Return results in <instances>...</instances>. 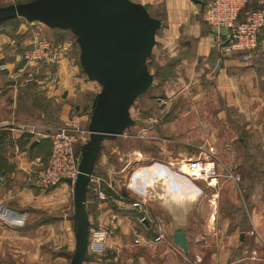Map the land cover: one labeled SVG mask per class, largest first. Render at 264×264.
<instances>
[{
  "label": "crops",
  "instance_id": "0c3cea01",
  "mask_svg": "<svg viewBox=\"0 0 264 264\" xmlns=\"http://www.w3.org/2000/svg\"><path fill=\"white\" fill-rule=\"evenodd\" d=\"M133 1L149 3L152 14L161 21L153 54L160 65L172 63L171 75L161 82L165 86L160 87L166 96L171 98L177 92L191 94L189 90L193 88L196 98L208 90L218 95L222 103L219 104V116L227 122L225 127L229 129L231 140L228 147L232 150L222 159L221 141L218 144L214 141L213 152H218V164L225 165L224 170L236 171L239 180L221 176L210 184L198 181L202 187L200 195L194 183L182 182L179 204L187 205L182 220L177 218V207L180 206L167 205L165 193L169 187L176 186L174 180L169 184L164 181L165 186L159 188L165 203L154 194L149 197V202L165 208L170 235L177 227L185 229L187 252L179 249L172 238L134 245L129 233L135 216H138L134 207L112 190H104L107 195L104 201H99L94 193L91 203L86 201L89 231L102 226L112 227L114 235L106 239L104 248L114 255L105 253L103 257L95 253L97 255L90 259V264H264V28L258 37L260 46L245 61L240 53L220 51L218 35L202 19L204 0H201L202 5L191 0ZM32 23L22 24L15 30V34L20 32L17 40L12 36L13 30L0 26V64L7 67L0 71V123L5 125H10L9 120L19 113L24 114L22 110L25 108L19 107L14 86L21 82L17 71L24 67V62L14 49L18 43L25 42L23 40L32 39V36L27 38L28 34L24 36ZM54 32V35L67 39L58 43L63 47V53L58 63L50 66L58 77L57 88L61 89L55 91L53 83L49 84L46 92L40 93L38 105L33 100L28 106V115L35 117L33 119L37 122L19 124L25 127L23 130L9 128L4 141V144L9 142L7 145L10 144L12 153L2 156L6 166L0 170V202L21 214L25 224L12 227L0 221V261L4 258L26 262L50 259L51 264H60L62 249L68 250L74 244V234L67 230V219L63 221L66 238L62 244L57 241L59 232L53 225L54 213L61 204L60 190L69 185L62 181L42 188L28 179L32 159L35 156L44 158L49 153V131L72 118L78 119L81 125L87 124L86 111L98 88L86 78L75 60L76 50L71 36L63 31ZM37 39L34 36L27 47ZM222 127L219 126L218 130ZM40 131L44 132L42 137H38ZM152 131L155 134L157 130ZM152 138L160 140L156 135ZM201 144L199 142L196 146ZM100 154L95 168L106 160L102 151ZM51 195L58 198H50ZM143 226L142 234L151 237V227L146 222Z\"/></svg>",
  "mask_w": 264,
  "mask_h": 264
},
{
  "label": "water",
  "instance_id": "95a60500",
  "mask_svg": "<svg viewBox=\"0 0 264 264\" xmlns=\"http://www.w3.org/2000/svg\"><path fill=\"white\" fill-rule=\"evenodd\" d=\"M202 5L201 0H191ZM21 17L54 29L69 30L78 46V62L89 81L100 86L88 109V139L82 145L75 179L62 178L72 188L74 249L69 264L87 260L89 217L87 185L105 140L124 135L135 124L130 108L152 85L147 59L156 45L161 21L133 0H25L0 4V22ZM172 242L188 251L183 227Z\"/></svg>",
  "mask_w": 264,
  "mask_h": 264
},
{
  "label": "rangeland",
  "instance_id": "374dc122",
  "mask_svg": "<svg viewBox=\"0 0 264 264\" xmlns=\"http://www.w3.org/2000/svg\"><path fill=\"white\" fill-rule=\"evenodd\" d=\"M18 1H25V0H0L1 5H6L10 3H15ZM150 12H152L151 5L149 3L144 4ZM27 21L21 17H16L11 20L2 21L0 22V26L3 28H9L12 31V36L15 37L14 40H17L20 35L15 34V30L22 24H26ZM29 23V22H28ZM32 23V22H30ZM30 31H32L30 33ZM55 31V30H54ZM51 28L43 25L42 23L34 21L28 32L27 38L33 39L34 36L40 38H45L50 41H54L57 43H63L66 41V37L54 35V32ZM160 32V30H159ZM30 33V35H29ZM57 36V37H56ZM26 38V37H25ZM23 40L25 42L18 43L14 49V52L19 57L21 56L22 50L27 47V44L30 40ZM70 39V38H69ZM38 40V39H37ZM36 41V40H35ZM33 42V41H32ZM31 42V43H32ZM71 42L75 46V60L78 61V46L75 43V39L71 37ZM63 48V47H62ZM64 50V49H63ZM153 53V50H152ZM154 57L151 58L149 62V71L154 73L155 68L160 65L155 60V55L152 54ZM15 55L13 56V60ZM20 59V58H19ZM20 61V60H19ZM165 65V64H163ZM27 70L31 73V77L33 79L27 83H16L15 90L16 95L19 98L20 108H25L22 110L24 114L19 113L16 117L12 118L9 124H2L0 123V130L9 131V128L17 129V125L21 123L32 122L36 123L37 121L33 118V116L28 115V106L32 104L33 100L34 103L38 105L37 99L40 97V93H45L48 89V85L52 84L55 87V91H60V87L56 88L54 82L51 79L41 82V78L46 74L55 73L52 72L53 69L47 65H37V66H29ZM166 71V70H165ZM53 75V74H52ZM28 76H26L27 78ZM159 79L153 80L152 85L150 88L142 95H140L133 105L130 108V113L132 118L135 120V124L128 128L124 135L119 136L117 141H109L105 140L102 143V150L100 153L104 154L106 160L104 163H99L98 167L94 168L93 171V179L92 182L87 188V204L91 199L93 200L94 197V187L102 190H112L118 196H123L126 200L127 204H131L137 198L133 192L129 189V182L131 175L134 174L136 169L140 168L141 166L146 167L152 164H155L154 161L160 162H173V161H180L184 159L186 156L191 157L194 153L197 152V143H202L204 146L205 151L210 154L211 158L216 161L215 169L218 172H225L224 170L225 165L218 164L217 156L218 152L214 153V147L212 142L221 141V150L224 154L221 155L222 159L225 156L231 154V148L228 147L230 137H229V129L227 126V122L223 120V117L219 116V110L221 109L218 95L214 93L212 90H208L203 94L201 97L196 98L195 89L189 90L191 94L188 93H179L173 94L171 98L166 96L165 90H162L160 87H163V83H159ZM97 85V92L100 90V86ZM165 86V85H164ZM195 87V86H194ZM43 88V89H42ZM207 90V89H206ZM220 104V105H219ZM87 115V123L89 119V113L86 111ZM151 119H156V124L152 125ZM31 120V121H29ZM226 123H225V122ZM2 122V121H0ZM83 126H87L83 125ZM154 126V127H153ZM219 126H224L219 131ZM156 127V129H155ZM57 128V127H56ZM152 130H157L154 134ZM216 130V131H215ZM37 132V131H36ZM53 130L49 131L47 135L48 139H50V134ZM38 137H42L44 132H38ZM37 134V133H35ZM139 135V136H138ZM156 135L160 140L156 141L152 137ZM37 136V135H36ZM9 143V142H8ZM7 143V144H8ZM3 144L1 146V155L4 154H11V146L10 144ZM201 144V145H202ZM231 144V143H230ZM227 145V146H226ZM8 151V152H7ZM185 152V153H184ZM99 153L97 159L101 155ZM204 155V154H202ZM196 156V155H195ZM31 157V156H28ZM194 157V156H192ZM97 161V160H96ZM101 161V159H100ZM107 161V163H106ZM154 162V163H153ZM225 163V162H223ZM162 164V163H161ZM112 182V183H111ZM199 184V182H198ZM200 188L201 185L199 184ZM156 189L159 191V187L157 186ZM60 196L56 194L61 199V204L59 208L56 209L55 215V223L53 225L57 226L55 231H58L59 239L58 242L61 244L65 241V227L66 224L63 223L64 219H67V230L70 231L71 235L73 232V221L71 219L73 213V201H72V188L71 186H65L64 190H60ZM56 195H51L57 199ZM149 196H145V203L148 206V210L154 212V214L158 215L165 227V238H171V227L169 223V216L163 206L159 203H152L148 201ZM97 202V199L95 200ZM150 203L147 204L148 202ZM133 211L136 215H139L138 211L133 208ZM151 212V213H152ZM134 218V214H132ZM132 219V218H131ZM136 219V220H135ZM135 223L132 224V227L129 230L130 235L133 237V230H140L144 231L145 227L139 223L137 216H135ZM61 220V222H60ZM133 220V219H132ZM61 223V224H60ZM25 224L21 225H14L12 227H21ZM145 224V222H143ZM99 228V227H98ZM101 228V227H100ZM97 228L90 229L89 236H92L94 231ZM115 232V231H114ZM114 235V234H113ZM74 243V242H72ZM132 243L135 244L132 240ZM57 245L55 244V247ZM70 246V245H69ZM74 249V244H71L68 250L62 249V262L60 264H69L70 257L72 251ZM65 251V252H64ZM111 251L105 250V248L97 253L100 256H105V253H110ZM91 256L90 258L93 259L94 255H97L93 252H88ZM109 255H114V253H110ZM90 258L83 264H90ZM4 261H0V264H51L52 261L47 259L45 261H36V260H14L9 258H4Z\"/></svg>",
  "mask_w": 264,
  "mask_h": 264
},
{
  "label": "built area",
  "instance_id": "2783aa9c",
  "mask_svg": "<svg viewBox=\"0 0 264 264\" xmlns=\"http://www.w3.org/2000/svg\"><path fill=\"white\" fill-rule=\"evenodd\" d=\"M255 2V8H251L245 13V18L241 22H236L240 11L249 2ZM202 19L215 31L220 39L219 47L222 53H243L242 59L248 60L253 51L259 46V33L264 28V0H204L201 10ZM63 48L60 44L45 38L34 41L29 47L24 49L21 59L24 67L17 71L21 77L20 83H27L33 79L27 70L29 66L47 65L52 66L58 63ZM7 67L4 63L0 64V71ZM53 74V75H52ZM26 76H28L26 78ZM41 82L51 79L56 88L59 86L56 73L45 74ZM155 123L156 119H151ZM152 124V125H153ZM17 130L25 127L17 125ZM33 129V128H32ZM34 132V130H31ZM89 132L87 126L81 125L78 119H69L64 124L58 126L50 134V149L46 157L35 156L30 169H28L29 181L42 188H48L61 182L62 178L75 179L78 173V163L80 160V147L88 139ZM139 136V135H138ZM197 155L176 162L167 161L163 169L166 175L173 178L175 187L179 188L181 183L189 180L200 191L198 181L210 184L219 177L230 178L234 181L239 180V174L233 170L218 172L215 169L214 160L208 154L203 145L196 147ZM204 154V155H202ZM159 162V161H154ZM153 162V163H154ZM132 176V175H131ZM93 174L90 176L87 188L94 182ZM131 179V178H130ZM141 179L137 178L132 184L129 182L130 190L137 196L132 202V206L139 213L137 219L140 224L147 223L151 227L153 234L146 237L140 230H133V242L143 244L158 242L165 239V227L161 218L151 213L145 204V196L142 193ZM97 199L104 201L107 195L97 187L93 188ZM0 221L10 225H21L25 219L21 214L13 211L4 202H0ZM114 229L102 226L89 236L88 252L97 253L104 249L107 238L113 236Z\"/></svg>",
  "mask_w": 264,
  "mask_h": 264
},
{
  "label": "bare ground",
  "instance_id": "6f19581e",
  "mask_svg": "<svg viewBox=\"0 0 264 264\" xmlns=\"http://www.w3.org/2000/svg\"><path fill=\"white\" fill-rule=\"evenodd\" d=\"M163 167H165V165H162L160 163H156V165L152 164L146 167L141 166L140 168L136 169V171L132 175L130 184H132L137 178L141 179V187L143 191L142 193L144 194V196L151 197L154 194L155 196L163 199L165 203L163 195L160 194V190L157 191L156 187L158 186L159 188H163L165 186L164 181L167 180V183L169 184L173 181V178H171L170 176L168 177L169 180L166 178L167 175ZM189 183H191V181H189ZM183 186L184 185L181 184L179 188L172 186L169 187V190L165 193L166 197H168L167 205H171L172 203L173 205L178 204V206H180V193L182 192ZM186 207L187 205H184V207L182 205L180 207H177V209H179L177 218H180V220H182L184 217L183 215L185 213Z\"/></svg>",
  "mask_w": 264,
  "mask_h": 264
},
{
  "label": "trees",
  "instance_id": "16d2710c",
  "mask_svg": "<svg viewBox=\"0 0 264 264\" xmlns=\"http://www.w3.org/2000/svg\"><path fill=\"white\" fill-rule=\"evenodd\" d=\"M256 7V4H255V2H249L248 4H246L245 5V7L240 11V13H239V15H238V17H237V20H236V22L238 23V22H241V21H243L244 20V18H245V13H246V11H248L249 9H251V8H255ZM149 11V13H150V15L151 16H153V17H155L152 13H153V11L152 12H150V10H148ZM155 18H157V17H155ZM158 19V18H157ZM160 20V19H159ZM2 22V21H1ZM161 26V25H160ZM54 30H56V31H63V32H65V33H67L69 36H71L72 38H74L75 39V37H74V35L69 31V30H62V29H58V28H54ZM159 30H160V27L157 29V31H156V35L159 33ZM55 43H57V42H55ZM76 43V42H75ZM156 45H157V43H156ZM155 45V46H156ZM154 46V47H155ZM154 49V48H153ZM236 53V52H235ZM237 53H240V55L241 56H243V53H241V52H237ZM153 54V53H152ZM151 54V56L150 57H148V59H147V67H148V69H149V62H150V60H151V58H153L154 56ZM172 63H167V64H165V65H158L156 68H155V71H154V78L155 79H159L160 78V82H162V81H164L166 78H168L170 75H171V72H172ZM166 70V71H165ZM97 94V93H96ZM96 94H94V96H93V98H92V102H93V99H94V97H95V95ZM92 102H91V104H92ZM91 106V105H90ZM90 108V107H89ZM30 116V115H29ZM29 121H31V120H29ZM28 122V121H27ZM7 134H8V132L7 131H3V130H0V153H1V146L4 144V141L6 140V137H7ZM118 138H119V136L118 137H115L114 139H112V140H114V141H117L118 140ZM102 148V147H101ZM101 150V149H100ZM80 151H81V147H80ZM100 153V152H99ZM99 155V154H98ZM2 156L3 155H1L0 154V170L3 168V167H5L6 166V162H5V160H2ZM97 160V159H96ZM62 182V181H61ZM86 199H87V194H86ZM90 254L89 253H87V260L86 261H88L89 260V258H90ZM91 259V258H90Z\"/></svg>",
  "mask_w": 264,
  "mask_h": 264
}]
</instances>
